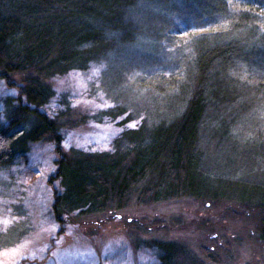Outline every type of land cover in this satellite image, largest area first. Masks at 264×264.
I'll return each instance as SVG.
<instances>
[{
	"label": "rangeland",
	"instance_id": "1",
	"mask_svg": "<svg viewBox=\"0 0 264 264\" xmlns=\"http://www.w3.org/2000/svg\"><path fill=\"white\" fill-rule=\"evenodd\" d=\"M223 1L224 7L221 0L130 7L124 30L112 36L118 41L107 39L82 68L46 75L53 97L42 110L61 125V157L74 159L68 174L79 176L86 172L80 160L114 154L116 147L131 152L122 135L179 120L194 95H206L215 83L245 89L235 102L207 101L198 144L205 187L234 197L146 203L135 196L124 210L73 213L61 222L53 213L59 157L48 138L0 170V264H156L154 243L182 248L175 252L180 264H264L256 215L234 200V192L247 197L260 185L264 190V138L258 137L264 99L256 93L264 89V0ZM171 75L176 81H162ZM22 79H0V118ZM148 79L160 87L151 88ZM256 200L252 195L249 207Z\"/></svg>",
	"mask_w": 264,
	"mask_h": 264
},
{
	"label": "trees",
	"instance_id": "2",
	"mask_svg": "<svg viewBox=\"0 0 264 264\" xmlns=\"http://www.w3.org/2000/svg\"><path fill=\"white\" fill-rule=\"evenodd\" d=\"M165 1L0 0V79L13 75L23 78L17 97H7L3 103L0 170L11 166L17 157H25L32 144L48 138L53 140L59 157L57 178L61 187L53 205L58 221L62 222V216L69 217L73 213L88 216L124 210L135 196L137 201L146 203L184 197H234L230 190L218 196L214 189L210 192L205 187L197 168L198 144L207 118V101L214 98L221 102H235L241 94L245 97V89L223 88L221 83L218 82L221 85L217 86L215 83L213 91L205 89L206 95H194L179 120L162 122L150 131L143 125L138 130L128 129V134L122 135L120 141L130 144L131 152L126 154L125 150L116 147L114 154L80 160L86 165L82 169L86 172L79 176L68 174L70 161L74 159L61 157V125L42 110L53 97L51 87L43 80L48 78L46 75L50 76L57 69L64 72L79 66L82 68L85 62L94 60V52L102 50L107 39L118 41L112 36L124 30L122 20L130 7ZM224 3L221 0L223 7ZM162 79L176 81L172 75ZM147 82L155 90L160 87L153 79ZM257 90L256 93H262L264 99V89L258 87ZM259 112L264 116V106H260ZM258 137L263 139L264 134L258 133ZM94 163L96 167L89 168ZM65 179L74 186L73 190L64 183ZM234 193L239 196V200L234 199L238 206L245 212L255 213L261 229L260 238L264 242L262 186L247 197H243L245 192ZM227 195L231 197H222ZM252 195L257 200L249 207ZM154 246L156 264H180L175 254L179 246L173 243H154ZM178 250L183 252L180 247ZM180 251L178 254H182Z\"/></svg>",
	"mask_w": 264,
	"mask_h": 264
}]
</instances>
